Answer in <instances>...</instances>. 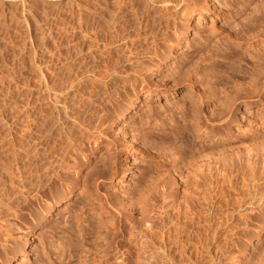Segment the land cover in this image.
<instances>
[{
  "label": "rangeland",
  "instance_id": "obj_1",
  "mask_svg": "<svg viewBox=\"0 0 264 264\" xmlns=\"http://www.w3.org/2000/svg\"><path fill=\"white\" fill-rule=\"evenodd\" d=\"M160 1L0 0V172L15 175L5 186L0 176V223L15 239L0 264H169L164 233L177 210L191 208L199 224L186 221V231L209 232L211 241L197 264H264V0H205L197 26V13L184 17L189 1ZM174 31L179 41L166 46ZM150 38L164 47L158 67L147 69L156 90L145 98L150 83L136 79L143 92L135 106L112 110L107 98H122L124 66L156 58L146 52ZM39 122L52 123L51 134ZM82 122H92L88 136L94 130L86 139ZM71 131L81 134L73 164L58 150ZM56 157L72 167L67 181L52 183L65 197L51 203L49 190L39 197L34 189ZM220 185L224 196L214 193ZM27 200L17 220L12 213Z\"/></svg>",
  "mask_w": 264,
  "mask_h": 264
},
{
  "label": "bare ground",
  "instance_id": "obj_2",
  "mask_svg": "<svg viewBox=\"0 0 264 264\" xmlns=\"http://www.w3.org/2000/svg\"><path fill=\"white\" fill-rule=\"evenodd\" d=\"M114 1V0H113ZM119 1V0H118ZM153 1H155V0H152V2ZM162 1V0H161ZM160 1V2H161ZM165 1V0H164ZM163 1V2H164ZM179 1V0H178ZM173 2V1H165L167 4H171V6L174 4L175 6H179L180 5V3L181 2ZM185 2V0H182V2ZM187 1H189L187 4L190 6V7H188V16L187 15H185L184 17H186V18H189V16H191V14H193V13H197V15H198V21H197V23H196V25L195 26H197V24H198V22H199V19H200V17L202 16V11H203V9H205V8H207L208 6L206 5L209 1H205V0H187ZM117 2V1H116ZM163 2H161V3H163ZM164 2V3H165ZM202 2V3H201ZM125 3V2H124ZM145 3V2H144ZM143 3V4H144ZM156 3V2H155ZM157 3H159V2H157ZM156 3V4H157ZM160 3V4H161ZM159 4V5H160ZM186 3H184V7L186 6L185 5ZM202 4V5H201ZM209 4V3H208ZM132 5V4H131ZM187 5V6H188ZM156 6V5H155ZM174 6V7H175ZM181 6H183V3L181 4ZM147 7V6H146ZM160 7V6H159ZM158 7V8H159ZM165 7V6H164ZM166 7H167V5H166ZM169 7V6H168ZM156 8V7H155ZM162 8H163V5H162ZM182 8V7H181ZM186 8V7H185ZM209 8V7H208ZM170 10H171V8H169ZM174 9V8H173ZM172 9V10H173ZM180 9V8H179ZM116 10H117V8H116ZM161 10V9H160ZM162 10H164V9H162ZM169 10V11H170ZM184 11H185V9H183ZM187 10V9H186ZM206 10H208V9H206ZM168 11V10H167ZM167 11H166V14H167ZM183 11V12H184ZM162 12V11H161ZM164 12H165V10H164ZM171 12V11H170ZM155 13V12H154ZM178 13V12H177ZM180 13V12H179ZM175 14V13H174ZM173 14V15H174ZM171 15V14H170ZM176 15V14H175ZM182 15V14H181ZM180 15V16H181ZM166 16H168V14L166 15ZM158 17V16H157ZM182 17H183V15H182ZM184 17H183V19H184ZM178 18V17H177ZM179 19V18H178ZM182 19V20H183ZM165 20V19H164ZM182 20H180L181 22H180V25L178 24V26H180V27H182L181 29L182 30H180V28L178 27L177 28V30L179 29L181 32V34L184 36L185 35V33L187 32L186 31V29H187V26H188V23H186V21L185 22H183ZM171 21V20H170ZM172 21H175V20H172ZM189 21V20H188ZM164 22V21H163ZM183 22V23H182ZM158 23V22H157ZM176 23V22H175ZM175 23H174V25H175ZM185 23V24H184ZM111 24V23H110ZM105 25V24H104ZM154 25V24H153ZM155 26V25H154ZM166 26V25H165ZM172 26H173V24H172ZM145 28V27H144ZM175 28V27H174ZM173 28V29H174ZM109 30V29H108ZM177 30H175L177 33L179 32V30L177 31ZM174 31V32H175ZM171 32V31H170ZM175 32V33H176ZM177 33L174 35V34H164L165 35V37H164V42L165 41H170V40H173V38H174V42H176V40H177V38L179 37L178 35H177ZM154 35V34H153ZM152 35V36H153ZM162 35V34H161ZM160 35V36H161ZM163 35V36H164ZM145 37H146V35H144ZM149 36V35H148ZM151 36V37H152ZM130 37V36H129ZM153 37H155V36H153ZM132 39V38H131ZM149 39V38H148ZM176 39V40H175ZM181 39V38H180ZM153 40V44L154 45H152L153 46V48H152V46H149L150 44H152L151 42H150V44L148 45L149 47L148 48H152L151 49V51L149 52V51H146V50H148V49H144L143 50V52L144 51H146V52H148L150 55L151 54H154L155 56H156V58L155 59H153V57L152 58H148V60L145 62V65H144V61H140V62H138V60H135V66L133 65V63H132V66H124L125 68H124V70L125 71H123L124 73H125V75H124V78H123V82H122V85L120 84V87H122L121 89H123V91H124V96L122 95V98H118V99H115V98H112L111 97V99H110V97H108L107 99H109L107 102H109L108 104V107H110L112 110H114V111H121V110H123V111H129L130 109H132L134 106H135V104H136V102H137V100H139V98H140V95L142 94V90H141V88H138L137 86H135L134 85V82H137L136 81V79L138 80V81H141L142 83L143 82H146L147 80L149 81V85L150 86H148V85H146V86H144V88H149V89H147V90H145L144 91V97L145 98H149V96L152 94V92L153 91H155L156 90V88H155V85L153 84V83H151V79H150V75L147 73V69L150 67V66H155L154 68H157L158 67V63L160 62V59H161V56L163 57L164 56V47L163 48H161V46L159 45V44H161V43H158V41H159V39H158V41L157 42H155L154 40H155V38L154 39H152ZM151 40V38H150V40L149 41H152ZM156 40H157V38H156ZM147 41V40H146ZM161 41V40H160ZM178 41H179V38H178ZM163 42V40H162V43H164ZM167 42V43H168ZM171 42V41H170ZM166 43V42H165ZM165 44L166 46L168 45V44ZM176 44H177V42H176ZM164 45V44H163ZM164 45V46H165ZM180 45V44H179ZM126 46V45H125ZM165 49L167 50V51H171L170 50V46H169V48L168 47H165ZM135 50V49H134ZM132 52V51H131ZM146 52H145V55H146ZM142 53V52H141ZM140 53V54H141ZM144 54V53H143ZM129 55V54H128ZM142 55V54H141ZM154 56V57H155ZM137 57V56H136ZM140 57V56H139ZM147 57H148V54H147ZM138 58V57H137ZM136 58V59H137ZM134 59V58H133ZM144 60V59H143ZM128 62V61H127ZM138 63V64H137ZM140 63V64H139ZM143 63V64H142ZM109 64V63H108ZM127 65V64H126ZM142 65H144V67L142 66ZM113 66V65H112ZM110 68V67H109ZM112 69H113V67H111ZM114 68H115V66H114ZM153 68V72L151 71V73H154V70L156 71L157 69H154ZM107 69V68H106ZM151 69V68H150ZM121 70H123V67H122V69ZM112 71V70H111ZM114 71V70H113ZM149 71V70H148ZM123 72H121V73H123ZM113 73V72H112ZM111 73V74H112ZM115 73H116V69H115ZM107 74V73H106ZM105 74V75H106ZM123 75V74H122ZM101 76V75H100ZM107 76H109V75H107ZM123 77V76H122ZM112 78V77H111ZM103 79V78H102ZM139 79H141V80H139ZM109 84V83H108ZM130 84H131V89H129L130 91H128V89H126V86L128 85V86H130ZM99 86V85H98ZM96 87V86H95ZM119 87V88H120ZM111 88V87H110ZM128 88V87H127ZM130 88V87H129ZM120 89V90H121ZM114 90V89H113ZM117 90V89H116ZM119 90V91H120ZM106 91H108V90H106ZM128 91V92H127ZM117 92V91H116ZM121 92V91H120ZM94 93V92H93ZM111 93V92H110ZM118 93V92H117ZM123 93V92H122ZM108 96V95H107ZM112 96V95H111ZM114 96V95H113ZM118 96V95H117ZM119 96H120V94H119ZM142 99V98H141ZM149 100V99H148ZM107 107V106H106ZM109 108V109H110ZM110 109V110H111ZM106 110V109H105ZM108 112H109V110H107ZM104 112V111H103ZM111 112V111H110ZM109 112V115L110 114H112V113H110ZM114 113V112H113ZM104 114V113H103ZM108 115V113H107V115L106 116H108V117H106L105 115H103V117L100 119V117H99V119L100 120H98L99 121V125H97V126H101L102 127V125H104L105 123H106V121L108 120V119H110L112 116H109ZM105 116V117H104ZM49 117V116H48ZM82 117V116H81ZM86 118V117H85ZM84 118V119H85ZM40 120L41 119H44V120H46L45 119V117L43 118H39ZM38 119V120H39ZM49 120L51 119V118H48ZM92 119V118H91ZM78 120H80V119H78ZM78 120H77V122H78ZM27 121V120H26ZM43 121V120H42ZM75 121V120H74ZM86 121V120H85ZM90 121V120H89ZM45 122V121H44ZM50 121H47V123H49ZM53 124H54V122H56V121H51ZM80 122H81V120H80ZM40 124H39V126H43V124L41 125V122H39ZM47 123H45V124H47ZM51 123V125H50V127L48 128V127H46V125H45V130L47 131V129H49V131H50V128H52L53 127V124ZM56 123H58V122H56ZM55 123V124H56ZM92 123V122H91ZM91 123H88V126L90 127V124ZM96 123H98V122H96ZM95 123V124H96ZM50 124V123H49ZM78 124V123H77ZM87 124V123H86ZM84 125V123L82 122V123H80V126L83 128H81V130H82V132L81 133H83V130L85 131V134L82 136V137H80L81 139L83 138V139H86V138H88V137H90V135H92L93 134V131H92V134H90L89 136H88V133L86 134V132H90L91 131V127L88 129V126L87 125ZM56 125H58V124H56ZM56 125H54V126H56ZM38 126V125H37ZM36 125H34V127L36 128L37 127ZM47 126H48V124H47ZM105 126V125H104ZM29 127V126H28ZM28 127H26V128H28ZM98 127V128H99ZM100 127V128H101ZM25 128V127H24ZM30 128V127H29ZM39 128V127H38ZM41 128V127H40ZM40 128L39 129H36V130H40ZM44 127H42V129H43ZM56 129H57V131H58V128L57 127H55ZM62 128V127H61ZM97 128V127H96ZM96 128H95V130H96ZM97 128V129H98ZM99 128V129H100ZM103 128V127H102ZM100 129L99 131L98 130H96L95 132H96V134H95V136L97 135V139L98 138H102L105 134H106V131L107 130H105L104 128L103 129ZM44 130V129H43ZM55 130V129H54ZM61 130V129H60ZM59 130V131H60ZM87 130H89V131H87ZM41 131V130H40ZM49 131H47V132H49ZM6 132V131H5ZM42 132H44V131H42ZM51 132V131H50ZM49 132V133H50ZM54 132V134H60V132H58V133H56V130L55 131H53ZM64 133H68V132H65L64 131ZM71 133H73L72 131L69 133L71 136L69 137V135L67 136V134H65L66 135V137H64V138H66V141H67V139H68V141L66 142L65 140H63L62 141V137H61V140L60 141H62L63 143H64V141H65V145L64 146H66L67 147V149L66 150H64V147H63V152H62V149L60 150V149H58L59 150V152H60V155L62 156V155H64V156H67V160H69V161H71L72 163L71 164H73L74 162H75V159H77V156H76V154L78 153V151H79V148L77 149V145H76V142L78 141V140H80V138H78L80 135H79V133H80V131H79V133H78V137H77V135L75 136V134H77V133H73L74 134V137L75 138H73V134H71ZM8 134V133H7ZM51 134V133H50ZM62 134H63V132H62ZM4 136V135H3ZM54 136V135H53ZM56 137H58L59 138V136L58 135H55ZM84 136H85V138H84ZM94 136V135H93ZM5 137V136H4ZM4 137H0L1 139L0 140H3L2 138H4ZM94 138H96V137H94ZM6 139V138H5ZM60 139V138H59ZM59 139H58V141H59ZM8 140V139H7ZM7 140H5V141H7ZM81 141V140H80ZM4 142V141H3ZM61 142V143H62ZM7 143V142H6ZM9 143V142H8ZM7 143V144H8ZM78 143H79V141H78ZM1 144H2V142H1ZM5 144V143H4ZM3 145V144H2ZM9 146H10V144H8ZM13 145V144H12ZM1 146V145H0ZM7 145L5 144V146H3V147H6ZM14 146V145H13ZM1 148V147H0ZM8 148V147H7ZM7 148H6V150H7ZM10 148H11V146H10ZM81 148V147H80ZM3 149V148H2ZM8 151V150H7ZM6 151V152H7ZM64 151H65V154H62V153H64ZM3 152V151H2ZM9 152H10V150H9ZM8 152V153H9ZM62 152V153H61ZM8 153H6V154H8ZM13 153V152H12ZM58 152H56V154H57ZM2 154V153H1ZM59 154V153H58ZM13 155V154H12ZM17 155V154H16ZM16 155H15V157H16ZM21 155V154H20ZM19 155V156H20ZM5 156H7V155H4L3 156V160H5L4 159V157ZM22 156V155H21ZM21 156L20 157H18L19 159L21 158ZM8 157V156H7ZM11 157H13V156H11ZM22 157H24V156H22ZM9 158V157H8ZM14 158V157H13ZM13 158H10L12 161L14 160V164H15V162L17 161V162H20V160H22V159H25V158H22V159H20L19 161L16 159H13ZM59 157H56V159H58ZM52 159V158H51ZM50 159V160H51ZM54 159V158H53ZM60 160H61V158H59ZM3 160H1V166H3L2 165V161ZM9 160V159H8ZM7 160V161H8ZM10 160V165H12V161ZM60 160H59V162H60ZM6 161V160H5ZM6 161V163H7V165L9 164L8 162ZM57 161V160H56ZM257 161V160H256ZM16 162V163H17ZM24 162V161H23ZM55 162V161H54ZM58 161H57V163L55 162V163H53L52 162V164L54 165V164H56L55 166H57V164L59 163ZM62 162H67L66 161V158H62V160H61V162H60V164L58 165V167H54L50 162H48V164H51V166H53L55 169L53 170L52 168L53 167H51V166H49V165H47V169H48V166H49V168L50 169H52L51 171H50V175H48V173H46V175H48V176H46L47 177V179H46V177L44 176V174L42 175V176H44L45 177V179H46V181H45V179H44V183H43V180H42V183L43 184H37L36 182V185H37V187L36 188H38V186L40 185L41 186V188H40V186H39V188H40V190L38 189L37 191H36V189H34L35 190V196H45L46 195V193H45V188H46V190L48 191L49 190V200H50V202L51 203H56L57 201H59V200H61L62 199V197H65V192H62V191H60V190H57V191H55V193L53 192L52 193V191H54L55 189L53 188V190H52V188H51V186L52 187H54L55 185H54V182L56 181V182H60V183H62L63 181H67L68 179H69V174H70V172H69V169H70V167H72V165L70 166L69 165V167H68V165H66L67 163H65V165H63L62 164ZM21 164V163H20ZM24 164V163H23ZM16 165V164H15ZM5 166H6V164H5ZM5 166H3V167H5ZM14 166V165H13ZM18 166V165H17ZM17 166H16V168H17ZM23 166V165H22ZM24 166H26V164H24ZM10 167V166H9ZM8 167V168H9ZM15 167V166H14ZM19 167H20V165L18 166V168L17 169H19ZM0 168H2V167H0ZM11 168H12V166H11ZM24 168V167H23ZM2 169H4V171L6 172V170H5V168H2ZM2 169H1V171H2ZM6 169H7V166H6ZM13 169V168H12ZM12 169H10V170H12ZM15 169V168H14ZM47 169L45 168V170H43V171H45V172H47ZM16 170V169H15ZM9 172H11V171H9ZM13 172V171H12ZM11 172V173H12ZM15 172V171H14ZM49 172V171H48ZM52 172V173H51ZM8 173V172H7ZM17 173H19L18 171H17ZM29 173V172H28ZM6 174V173H5ZM8 174H10V173H8ZM16 174V173H15ZM26 174V173H25ZM38 174V173H37ZM36 174V175H37ZM12 175V174H11ZM14 175V174H13ZM12 175V176H13ZM18 175V174H17ZM21 175V174H20ZM0 176H4L3 175V173L2 172H0ZM9 176V175H8ZM7 176V177H8ZM15 176V175H14ZM14 176L12 177V178H10V177H8L9 179H13L14 178ZM40 176V175H39ZM34 177V176H33ZM38 177V175L36 176V179H35V181H37V180H40V179H38L37 178ZM40 178V177H39ZM2 179L3 178H1L0 180V184H1V182H2ZM8 179V180H9ZM16 179V178H15ZM43 179V178H42ZM5 180H7L6 179V177L4 176V179H3V183L1 184V186L2 185H4L5 186V182H7V181H5ZM23 180V179H22ZM10 181V180H9ZM8 181V182H9ZM11 181H13V180H11ZM11 181L9 182V183H7V184H9V185H11ZM15 182V181H14ZM26 182V181H25ZM38 183L40 182V181H37ZM55 182V183H56ZM13 183V182H12ZM16 183V182H15ZM14 183V185L16 186V184ZM34 183V182H33ZM34 183V184H35ZM52 183H53V185H52ZM6 184V185H7ZM7 186V189H8V187H11V186ZM14 185H12V186H14ZM18 185V184H17ZM24 185V184H23ZM64 185V184H63ZM0 186V187H1ZM3 186V187H4ZM21 186V185H20ZM222 186L223 185H220V187L219 188H215V192L214 193H216V194H218V193H220V191L222 190ZM26 186H24V188H25ZM5 188L6 187H4L3 189H4V191H6L5 190ZM12 188H14V187H12ZM22 189V188H21ZM30 189V188H29ZM12 189H8V191L7 192H9V191H11ZM23 190H25V189H23ZM32 190V189H31ZM213 190V188L211 189V191ZM3 191V190H2ZM12 191H14V190H12ZM19 191V190H18ZM173 191H174V189H172L171 190V194L173 193ZM66 192H67V194H70L71 193V187H68V185H67V187H66ZM6 193V192H5ZM16 193V192H15ZM24 193V192H23ZM0 194L2 195V194H4V193H1V191H0ZM12 193L10 192V194L9 195H11ZM27 194V193H26ZM221 195H226L224 192H223V190L221 191V193H220ZM6 195H8V193L6 194ZM12 195H14V192H13V194ZM33 195V196H34ZM3 196V195H2ZM32 196V195H31ZM32 196V197H33ZM39 196V197H40ZM48 196V195H47ZM46 196V197H47ZM25 197V196H24ZM0 198H2V197H0ZM8 198V197H7ZM48 198V197H47ZM4 199H5V197H4ZM38 199V198H37ZM25 200V199H24ZM36 200V199H35ZM1 201V200H0ZM2 201H3V198H2ZM29 200H27L25 203L24 202H22V203H24L20 208L18 207V210H14L13 212L14 213H12V214H14L13 215V217H16V219L17 218H19L21 215V211H24L23 209H27V207L29 206V204H31L30 202H28ZM38 201V200H37ZM205 201H206V203H205V207H206V209H207V214H206V221H208V223H210V221H211V216H212V213H213V201H211V199H210V197H209V193H207L206 194V197H205ZM203 202H204V199H203ZM243 201L240 199H238L237 200V202L236 203H238L239 204V206L241 205V203H242ZM4 203V202H3ZM46 202L44 201V204H42V207H47V209H48V212L50 211V209H51V205H50V203H49V205H48V203H46ZM5 205H7L6 204V199H5V203H4ZM10 204V203H9ZM40 204V203H39ZM2 205V204H1ZM2 207V206H1ZM5 207V206H4ZM6 208V207H5ZM11 208V207H10ZM9 208V209H10ZM3 208H1V210H2ZM13 209V208H12ZM12 209H11V211H12ZM29 209V208H28ZM6 210V209H5ZM5 210H2V211H5ZM2 211L0 212V213H2ZM7 211V210H6ZM5 211V212H6ZM10 212V211H9ZM8 212V213H9ZM20 212V213H19ZM10 214V213H9ZM177 216H176V222H175V226L174 227H172V228H169L168 230H167V233H164V242H163V247H162V250H163V252L165 253V254H167L166 255V257H167V259H168V262H169V264H184V263H186V264H197V262H198V260L199 259H201L202 257H208V253H209V251L211 250V249H209V248H206V246L207 245H210V243H211V241H209L210 240V238H209V232L207 233H205L204 235H202V237L201 236H199L198 234L199 233H196V234H191L190 232H187L186 231V229H188V228H186L187 227V223H186V221H189V224H190V227H191V229H193L194 227V225L196 224V223H198L199 224V222L197 221V220H199L200 219V216H199V214L198 213H196V211L194 210V211H192V208L191 209H186V210H183V211H180V210H177ZM1 215V214H0ZM3 215V214H2ZM8 215V214H7ZM7 215H5L4 214V216H7ZM18 215H20L19 217H18ZM3 216V217H4ZM10 216V215H9ZM8 216V217H9ZM2 217V216H1ZM12 216H10V218H11ZM23 217V216H22ZM180 218H182V219H180ZM5 219H6V217H5ZM4 219V220H5ZM9 219V218H8ZM10 220V219H9ZM18 220V219H17ZM0 221H3V220H1L0 219ZM6 221V220H5ZM196 221V222H195ZM11 222V221H10ZM193 222H195V223H193ZM2 223V222H1ZM0 223V262H1V260H3V257L7 254H11L12 252H13V246H11V243H15V239H13L12 238V233H11V229L10 230H8V229H5L6 228V226H8V223L7 222H5V224H6V226L5 225H3L4 224V221H3V224H1ZM186 223V224H185ZM12 224V223H11ZM190 227H189V229H190ZM8 228V227H7ZM11 228V227H10ZM13 228V227H12ZM189 231V230H188ZM205 231H207V230H205ZM209 242V243H208ZM208 249V250H207ZM212 252V251H211ZM165 254H164V256H165ZM166 259V258H165ZM150 262V261H149ZM151 263V262H150ZM157 263V262H156ZM166 263H167V261H166ZM146 264H149L148 263V261H147V263ZM168 264V263H167ZM199 264V263H198Z\"/></svg>",
  "mask_w": 264,
  "mask_h": 264
}]
</instances>
